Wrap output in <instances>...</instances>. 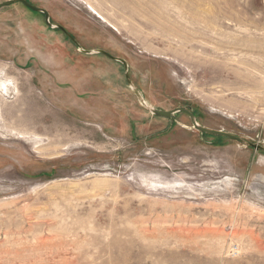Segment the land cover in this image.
<instances>
[{
	"label": "rangeland",
	"instance_id": "374dc122",
	"mask_svg": "<svg viewBox=\"0 0 264 264\" xmlns=\"http://www.w3.org/2000/svg\"><path fill=\"white\" fill-rule=\"evenodd\" d=\"M26 1L70 37L0 9V264H264V152L133 91L264 147V0Z\"/></svg>",
	"mask_w": 264,
	"mask_h": 264
},
{
	"label": "water",
	"instance_id": "95a60500",
	"mask_svg": "<svg viewBox=\"0 0 264 264\" xmlns=\"http://www.w3.org/2000/svg\"><path fill=\"white\" fill-rule=\"evenodd\" d=\"M14 4H20L32 12L42 14L44 16L45 24L48 27L56 28V29L60 30L61 32H63L67 37H70V35L65 33L64 29L61 26L52 25L49 22V14L47 13V11H45L44 9H41V8L34 7L33 5H31L26 0H9V1H6V2L0 4V9L3 7H8V6L14 5ZM81 51L86 55L98 53V54L106 57L107 59H109L111 61L120 63L124 69L126 82L128 83V85H130L129 76H128V65L123 59L118 58V57H114V56L110 55L109 53H107L103 50H97L95 52L84 51V50H81ZM133 91H134L136 97L139 99L140 103L145 107V102L142 99V97L139 95V93L136 90L133 89ZM148 109H149L150 113L153 114L154 116L159 117V118L168 119L171 122L174 121V115L175 114L183 113L189 118V121L191 123L192 128L201 134H208V135L219 137V138L229 139V140L237 142L240 145H245L249 148H252L255 151L264 152V147H262L258 144L245 143V141L243 139H241L240 137H237L235 135H232L230 133H227V132H224L221 130H211V129L201 127L200 125L197 124L195 117L192 114V112L187 108L179 107V108H176V109L170 110V111L158 110V109H154L152 107H150Z\"/></svg>",
	"mask_w": 264,
	"mask_h": 264
},
{
	"label": "bare ground",
	"instance_id": "6f19581e",
	"mask_svg": "<svg viewBox=\"0 0 264 264\" xmlns=\"http://www.w3.org/2000/svg\"><path fill=\"white\" fill-rule=\"evenodd\" d=\"M96 15V14H95ZM98 15V14H97ZM96 15V16H97ZM98 18L99 19H101L102 21H105L104 20V18H102L101 16H98ZM4 79V78H3ZM8 80V79H7ZM8 82V81H7ZM3 91H4V94H5V92H7L8 91V89H7V87L5 86V82H2V81H0V94H2L3 93ZM11 92V91H10ZM4 96V95H3ZM145 102V101H144ZM145 107H147V108H150L151 106H149L148 104H147V102H145ZM19 112H22V111H19ZM23 114V113H22ZM23 116V115H22ZM20 117H21V115H20ZM28 117V116H27ZM26 121V120H25ZM28 122H29V119L27 120ZM16 124H17V122H16ZM19 124V123H18ZM17 124V125H18ZM26 124V123H25ZM20 125V124H19ZM27 125H25V127H26ZM24 127V126H23Z\"/></svg>",
	"mask_w": 264,
	"mask_h": 264
},
{
	"label": "flooded vegetation",
	"instance_id": "af4514ba",
	"mask_svg": "<svg viewBox=\"0 0 264 264\" xmlns=\"http://www.w3.org/2000/svg\"><path fill=\"white\" fill-rule=\"evenodd\" d=\"M4 8V7H3ZM27 9V8H26ZM29 10V9H28ZM35 13V12H34ZM37 14H40V13H37ZM44 17V16H43ZM50 22V21H49Z\"/></svg>",
	"mask_w": 264,
	"mask_h": 264
}]
</instances>
